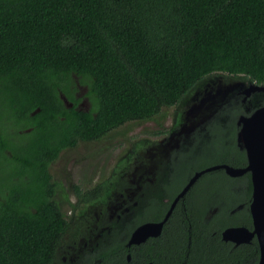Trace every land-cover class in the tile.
I'll list each match as a JSON object with an SVG mask.
<instances>
[{
	"label": "trees",
	"instance_id": "16d2710c",
	"mask_svg": "<svg viewBox=\"0 0 264 264\" xmlns=\"http://www.w3.org/2000/svg\"><path fill=\"white\" fill-rule=\"evenodd\" d=\"M216 74L264 85V0H0V264H51L64 242L68 224L51 198L59 184L46 171L59 151L150 120L162 107L176 109ZM74 78L87 109L76 108ZM263 104L264 93L248 103L231 98L186 146L179 141L165 164L170 182L148 185L112 221L89 264H257L255 237L237 245L220 237L228 226L251 228L247 172L202 173L158 236L125 242L137 224L162 218L195 171L243 167L234 121L243 106L251 112ZM97 197L90 203L111 205ZM81 203L70 206L89 207Z\"/></svg>",
	"mask_w": 264,
	"mask_h": 264
},
{
	"label": "rangeland",
	"instance_id": "374dc122",
	"mask_svg": "<svg viewBox=\"0 0 264 264\" xmlns=\"http://www.w3.org/2000/svg\"><path fill=\"white\" fill-rule=\"evenodd\" d=\"M73 80L77 84V97L82 96L84 87L77 83V78H74ZM212 80L216 81L210 83V85H217L215 87H210L208 90L216 95H212V100H206V102L209 103L210 108L207 106L199 116L201 120L205 119L201 124L213 117L217 110H219L221 106L226 105L231 98L237 99L243 103L247 102L248 99L250 100L254 95L262 93H252L242 101V90L250 84L249 82L237 79L229 80L219 74L212 75L199 82L192 91L183 98V102L179 103L176 109L175 107H162L159 114L150 120L125 122L117 128L109 131L105 136L98 140L78 142L74 147L65 148L50 165V173L53 176V180L60 182L61 185V188L56 192L54 197L60 202L59 207L65 218L70 217L67 201L72 199L71 197L68 199L66 191H70L71 184L79 186L80 190L88 188L89 185H87V183L91 173L98 172L97 176H103L113 165L121 167L122 170L131 168L133 172L135 168L134 166L139 165V172L142 175L151 168L153 169V164L156 165V168H162V165L168 164V161H172L174 159L173 150L178 149L181 141H184L186 146L188 143L187 137L190 136L199 125H201L194 126L188 130L185 135L180 134L177 136L175 133L171 134L169 129L175 124L178 116L176 111L180 112L183 109H187V105H197L200 99L204 97V93H200L201 90L205 87L206 83ZM219 87L223 88L220 91L215 92ZM190 97H193L192 100L186 104ZM243 113L244 115L250 113L248 106H243ZM206 116L208 117L205 118ZM235 122L236 119L234 121V126L237 130L238 127ZM177 138L180 143L179 141L176 142ZM142 142L144 143L141 144ZM165 144H169L173 148L168 150V152H165L164 146H162ZM235 144L239 147L236 140ZM214 146L217 147L218 143H215ZM179 151L180 150L177 152ZM154 152L160 156V161L156 158L157 156ZM180 160L181 158L178 159L179 162ZM132 172L130 171V173ZM134 178L136 177H133V179ZM134 180L136 181V179ZM88 204L91 206L86 208V210L89 211L88 213H90L87 221L91 224L93 217L97 214V209L94 205H98L99 207V204L87 203L86 205Z\"/></svg>",
	"mask_w": 264,
	"mask_h": 264
},
{
	"label": "water",
	"instance_id": "95a60500",
	"mask_svg": "<svg viewBox=\"0 0 264 264\" xmlns=\"http://www.w3.org/2000/svg\"><path fill=\"white\" fill-rule=\"evenodd\" d=\"M214 81L216 80L206 83L205 87L201 90L200 93H204V97L200 99L197 105H187V109H183L178 113L177 120L175 122L177 127L170 130L171 134L175 133L177 136L180 134L185 135L188 130L201 124V122L205 120H201L199 116L203 113V110H205L207 106L210 108L209 103H207L206 100H212V95H216L212 94L210 90H208L210 87H215L217 85H210V83H213ZM222 88L223 87H219L215 92L220 91ZM255 92L264 93V85L255 84L253 82L248 84L242 90V101ZM192 98L193 97H190L186 104H188ZM248 102L249 99L247 100V103ZM235 123L238 127L235 133V140L239 146L238 148L244 151L245 165L243 167H232L227 164H215L195 171L191 176H189L185 184L175 194L162 218L158 221H143L138 224L129 234L126 242L127 246L141 244L149 237L158 236L161 232L163 223L167 220L176 202L184 196L187 190L202 173L214 169H223L227 175L235 177L247 172L249 174L251 184L250 201L248 204V212L251 218V228L249 229L241 225L228 226L221 230L220 237L223 241L232 242L234 245L247 243L251 238L255 237L259 249L257 264H264V104L256 107L247 115L239 114ZM178 141L179 140L177 138L176 142ZM162 146H164L165 152H168V150L173 148L169 144ZM154 154L160 161V156L156 152H154ZM153 166L156 168L155 164H153ZM134 167L133 176L140 178L141 174L139 172V165H135ZM154 168H151L147 172L152 173ZM94 206L97 209V216L98 213L101 212V206ZM113 206L114 204L110 205V207ZM126 259H129L128 254L126 255ZM147 264L151 263L148 262Z\"/></svg>",
	"mask_w": 264,
	"mask_h": 264
},
{
	"label": "flooded vegetation",
	"instance_id": "af4514ba",
	"mask_svg": "<svg viewBox=\"0 0 264 264\" xmlns=\"http://www.w3.org/2000/svg\"><path fill=\"white\" fill-rule=\"evenodd\" d=\"M76 92L77 90L74 91V97L79 98L78 102L76 103V108L87 109L88 103L86 97H84L83 95L77 97ZM62 99L63 101H65V104L68 107L71 106V103L66 102V100H64L63 97ZM90 141H95V140H90ZM78 142H88V141L79 140ZM61 151H59L58 154ZM55 160L56 158L53 161L49 162L46 167V171L50 177L49 179L50 181H54L53 176L50 173V165ZM165 168L166 165L164 164L162 165V168H156L153 170L152 173L149 172L143 173L142 175H140V178H134L136 179L135 181L133 179L134 173L132 172L131 168L126 169L127 170L126 171L125 169L122 170L121 167H117L116 165H113L103 176H97L98 172L91 173L89 175V180L87 183V185H89L88 188L80 190L79 186L71 184L70 191L69 192L68 190L66 191L68 199L69 197L72 198L69 199V201H67L70 217L65 218V216L63 215V217L67 221L68 226L63 235L64 242L61 243L58 249L56 250L55 259L51 264H89L88 260L91 257L92 259H94L95 255L97 254V251L100 248L105 247V244L99 243V240L104 231L105 232L110 231L112 227L111 226L112 221L117 223L124 212L129 211L130 207L136 205L137 200L144 194V190L147 188L148 185L153 186L156 180L158 181L169 180V178L166 177L167 175L165 174V170H166ZM130 171L132 173H130ZM188 178L189 176L186 177V180ZM55 182L58 183L59 185L55 187L54 190L51 192V198L55 200L59 206L60 202H58L54 196L56 195V192L61 188V185L60 182L57 181ZM169 182L170 181H168V183ZM96 186H98V188L96 192H94L93 189ZM105 188H108V191H103V189ZM78 192L81 195L77 196ZM175 194L173 195V197L175 196ZM90 195L93 197H89ZM95 196H98L97 198H100L102 196L101 197L102 200L100 199L96 202H99L100 204L111 203L114 204V206L106 207L104 205H101V212H99L97 216H94L92 219V223L89 224L87 220L89 218L88 216H90V213H88L89 211L86 210V206L84 208H78V207H71L70 205L82 204L81 201L85 199L88 201V203H90L92 202L91 200ZM163 200L166 201L167 199L165 198ZM135 227H133V229ZM131 231L129 232V234L131 233ZM116 232L121 233V229L117 230ZM126 242H125V246L129 247L126 245ZM133 245H139V244H133ZM126 255L127 254H125V256Z\"/></svg>",
	"mask_w": 264,
	"mask_h": 264
}]
</instances>
